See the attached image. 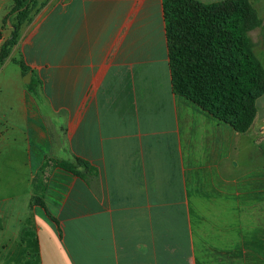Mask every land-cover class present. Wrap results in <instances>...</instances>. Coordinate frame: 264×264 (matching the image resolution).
I'll use <instances>...</instances> for the list:
<instances>
[{"label":"crops","instance_id":"0c3cea01","mask_svg":"<svg viewBox=\"0 0 264 264\" xmlns=\"http://www.w3.org/2000/svg\"><path fill=\"white\" fill-rule=\"evenodd\" d=\"M250 129L174 92L163 0H49L0 66V264H264V201L221 195Z\"/></svg>","mask_w":264,"mask_h":264},{"label":"trees","instance_id":"16d2710c","mask_svg":"<svg viewBox=\"0 0 264 264\" xmlns=\"http://www.w3.org/2000/svg\"><path fill=\"white\" fill-rule=\"evenodd\" d=\"M44 5L13 0L6 18L12 30L1 46L0 66L17 45L21 27ZM163 8L174 92L236 132H247L257 117V100L264 95V68L250 36L249 17L255 15L251 1L163 0ZM16 62L26 73L25 62ZM77 164L91 168L79 158ZM76 165L60 163L75 175Z\"/></svg>","mask_w":264,"mask_h":264},{"label":"rangeland","instance_id":"374dc122","mask_svg":"<svg viewBox=\"0 0 264 264\" xmlns=\"http://www.w3.org/2000/svg\"><path fill=\"white\" fill-rule=\"evenodd\" d=\"M250 1L255 12V15L251 14L249 17L250 36L254 43V53L264 68V0ZM44 3L48 4L49 0ZM258 21H261V24L257 23ZM257 111L258 115L250 131L243 136V144L240 142L239 147H235L234 168L227 169L228 179H232L233 183L232 185L228 183L227 189L221 195H251L250 198H259V200H253L254 202L264 201L262 199L264 196H260L264 195V95L257 100ZM241 145L242 152L239 150ZM45 155V161L39 171L37 187L42 194L40 202L43 208L51 218H54L58 201L62 197L61 191H56L52 186L53 171L57 164L54 159ZM90 174H92L91 171Z\"/></svg>","mask_w":264,"mask_h":264}]
</instances>
